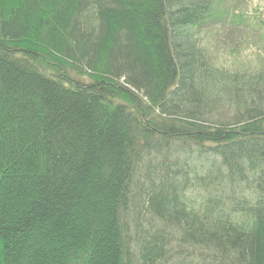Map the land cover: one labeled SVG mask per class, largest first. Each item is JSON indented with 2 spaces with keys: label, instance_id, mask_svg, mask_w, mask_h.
Here are the masks:
<instances>
[{
  "label": "trees",
  "instance_id": "1",
  "mask_svg": "<svg viewBox=\"0 0 264 264\" xmlns=\"http://www.w3.org/2000/svg\"><path fill=\"white\" fill-rule=\"evenodd\" d=\"M254 4L0 0V264H264Z\"/></svg>",
  "mask_w": 264,
  "mask_h": 264
},
{
  "label": "rangeland",
  "instance_id": "2",
  "mask_svg": "<svg viewBox=\"0 0 264 264\" xmlns=\"http://www.w3.org/2000/svg\"><path fill=\"white\" fill-rule=\"evenodd\" d=\"M255 4L257 3V0H254ZM254 4V5H255ZM216 27V25L211 26L208 30L206 29L205 31H203V33L201 34L202 36H205L206 40H210L211 39V32H213L214 28ZM240 55H245V54H240ZM233 59V56L230 58V60Z\"/></svg>",
  "mask_w": 264,
  "mask_h": 264
}]
</instances>
